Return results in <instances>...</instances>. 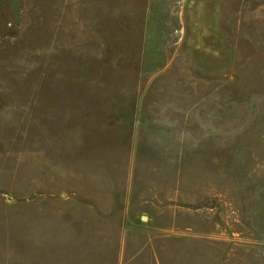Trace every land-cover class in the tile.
Listing matches in <instances>:
<instances>
[{"label":"rangeland","instance_id":"374dc122","mask_svg":"<svg viewBox=\"0 0 264 264\" xmlns=\"http://www.w3.org/2000/svg\"><path fill=\"white\" fill-rule=\"evenodd\" d=\"M0 264H264V0H0Z\"/></svg>","mask_w":264,"mask_h":264}]
</instances>
